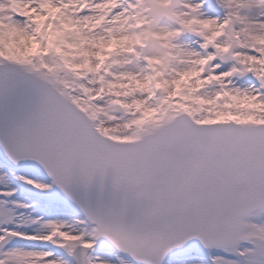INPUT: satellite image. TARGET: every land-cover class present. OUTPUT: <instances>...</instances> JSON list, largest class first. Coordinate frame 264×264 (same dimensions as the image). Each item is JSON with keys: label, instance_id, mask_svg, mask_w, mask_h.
Wrapping results in <instances>:
<instances>
[{"label": "snow or ice", "instance_id": "snow-or-ice-1", "mask_svg": "<svg viewBox=\"0 0 264 264\" xmlns=\"http://www.w3.org/2000/svg\"><path fill=\"white\" fill-rule=\"evenodd\" d=\"M0 264H264V0H0Z\"/></svg>", "mask_w": 264, "mask_h": 264}]
</instances>
